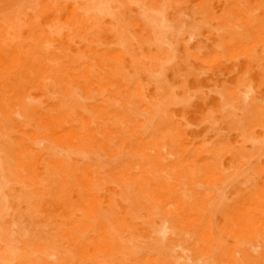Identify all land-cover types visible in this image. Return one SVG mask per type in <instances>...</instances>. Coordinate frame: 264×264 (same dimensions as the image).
Segmentation results:
<instances>
[{
  "label": "rangeland",
  "instance_id": "1",
  "mask_svg": "<svg viewBox=\"0 0 264 264\" xmlns=\"http://www.w3.org/2000/svg\"><path fill=\"white\" fill-rule=\"evenodd\" d=\"M0 264H264V0H0Z\"/></svg>",
  "mask_w": 264,
  "mask_h": 264
}]
</instances>
